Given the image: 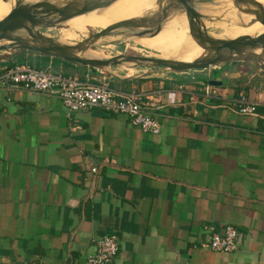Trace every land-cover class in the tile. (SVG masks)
Here are the masks:
<instances>
[{"label":"crops","instance_id":"crops-1","mask_svg":"<svg viewBox=\"0 0 264 264\" xmlns=\"http://www.w3.org/2000/svg\"><path fill=\"white\" fill-rule=\"evenodd\" d=\"M16 65L136 94L160 132L100 110L68 116L56 93L0 86V264H84L105 235L118 242L111 264H264V106H235L264 104V69L95 70L0 53V74ZM225 226L237 230L234 252L193 249Z\"/></svg>","mask_w":264,"mask_h":264},{"label":"water","instance_id":"water-1","mask_svg":"<svg viewBox=\"0 0 264 264\" xmlns=\"http://www.w3.org/2000/svg\"><path fill=\"white\" fill-rule=\"evenodd\" d=\"M119 0H60L53 4L49 0H39L30 4L15 0L9 14L0 21V52L13 53L25 51L46 57L59 59L69 64L106 70L115 66L131 65L134 67L158 68L172 72L199 71L210 68L218 69L234 63H253L264 69V33L258 37H239L237 39H216L205 29L203 19L191 0H168L164 7L152 19H137L116 23L92 35L85 42L68 45L52 40L40 31L64 24L70 19L109 7ZM209 5L219 0H198ZM239 15L251 16L264 28V8L254 0H229ZM8 0H3L7 3ZM175 8L182 10L186 19L189 35L203 55L191 63L174 60H162L152 57L121 55L111 59L86 57L89 49L107 37L134 36L153 38L161 31L165 17ZM259 51V54H255ZM217 86V82H210Z\"/></svg>","mask_w":264,"mask_h":264},{"label":"built area","instance_id":"built-area-1","mask_svg":"<svg viewBox=\"0 0 264 264\" xmlns=\"http://www.w3.org/2000/svg\"><path fill=\"white\" fill-rule=\"evenodd\" d=\"M12 85L36 93H56L68 116L76 112L100 110L111 115L126 116L130 123L143 133L158 135L160 132L158 123L141 108L140 99L136 94L132 93L124 99H118L106 84L82 86L74 79L16 65L0 74V86ZM235 106L241 114H253L258 107L264 104L250 102L241 96L235 102ZM90 171L92 174L97 173L96 168ZM237 235L234 227L225 226L220 232H210L204 241L195 245L193 249L232 253L237 248ZM117 253V238L113 235H105L94 242V251L86 258L84 264H111Z\"/></svg>","mask_w":264,"mask_h":264},{"label":"bare ground","instance_id":"bare-ground-1","mask_svg":"<svg viewBox=\"0 0 264 264\" xmlns=\"http://www.w3.org/2000/svg\"><path fill=\"white\" fill-rule=\"evenodd\" d=\"M23 1L26 4H30L39 0ZM49 1L53 4H60V0ZM257 2L263 5L264 8V0H258ZM14 3L15 0H8L7 3H3V0H0V4L5 6L7 9H0V21L9 14L14 6ZM190 3L194 8L206 5V7L203 6L206 8L205 10H196L202 16L211 17L220 15L224 21H229L231 23V26L229 27L224 26L222 23V25L220 24V26L224 29V33L228 32L227 35H221L223 37L221 40L237 39L245 36L254 38L264 33V28L257 21L250 23V21L253 22L254 20L251 16L237 14L228 0H219L212 5L201 3L198 0H191ZM169 4L170 2L168 0H119L107 8L70 19L64 24L70 26L71 28L105 29L123 21L152 19L146 11L148 7H166ZM170 16L179 19L184 16V14L182 11H179L178 13L170 14ZM165 23H167V21L164 19L161 31L155 37H141L136 38L135 41L151 51L161 53L162 60H169V57H173L174 61L191 63L203 55L202 50L196 46L187 33H183L177 26L173 28L172 21L167 24ZM60 42L65 43V40L62 39ZM85 56L99 59L93 54L91 55L89 51L85 53Z\"/></svg>","mask_w":264,"mask_h":264},{"label":"rangeland","instance_id":"rangeland-1","mask_svg":"<svg viewBox=\"0 0 264 264\" xmlns=\"http://www.w3.org/2000/svg\"><path fill=\"white\" fill-rule=\"evenodd\" d=\"M229 1V0H228ZM258 1V0H254ZM230 3V1H229ZM206 7V5H203ZM203 6L195 7V10H205L206 8ZM263 6V5H262ZM164 7L160 6H151L146 9L147 13L152 18H155L157 14L160 13V11ZM0 9L7 10L5 6H2L0 4ZM9 10V9H8ZM179 11H182L180 9L175 8L172 10V13H178ZM170 14H168L165 17V20L168 22H173V28L175 26L179 27L183 33L188 32L186 19L184 16L181 18H174L171 17ZM208 19H203V23L205 25L206 32L214 38L223 39L221 36L222 34L227 35L228 32L224 33V29L220 24L222 23L224 26H231V23L229 21H224L222 19V16H211L208 17ZM165 23V24H167ZM221 24V25H222ZM102 29L100 28H71L70 26L66 24H61L56 27L43 29L40 32L45 35L46 37L55 40V41H61L62 39L65 40V44L68 45H77L85 42L87 39H89L92 35H95ZM187 30V31H186ZM190 36V35H189ZM113 36V37H107L103 39L102 41L98 42L97 44L93 45L89 51L90 54L98 57L99 59H111L113 57L121 56V55H128V56H138V57H152L155 59H161L162 55L159 52L151 51L142 45H140L138 42H136V38L134 36L126 37L124 36ZM191 38V37H190ZM121 39V40H119ZM2 53V52H0ZM259 51H256L255 54H259ZM11 54V53H10ZM173 57H169V60H173Z\"/></svg>","mask_w":264,"mask_h":264}]
</instances>
